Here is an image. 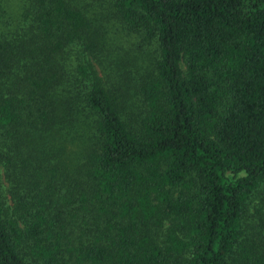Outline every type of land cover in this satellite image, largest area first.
<instances>
[{"label":"trees","instance_id":"trees-1","mask_svg":"<svg viewBox=\"0 0 264 264\" xmlns=\"http://www.w3.org/2000/svg\"><path fill=\"white\" fill-rule=\"evenodd\" d=\"M0 264H264V0H0Z\"/></svg>","mask_w":264,"mask_h":264},{"label":"rangeland","instance_id":"rangeland-1","mask_svg":"<svg viewBox=\"0 0 264 264\" xmlns=\"http://www.w3.org/2000/svg\"><path fill=\"white\" fill-rule=\"evenodd\" d=\"M143 61H147V56L146 55H141L139 51L135 52V55L133 57V62L137 63V68L142 65Z\"/></svg>","mask_w":264,"mask_h":264}]
</instances>
